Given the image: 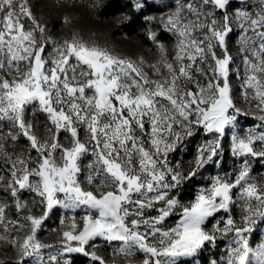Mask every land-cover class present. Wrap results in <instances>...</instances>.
Instances as JSON below:
<instances>
[{"label":"snow or ice","instance_id":"6c2138e0","mask_svg":"<svg viewBox=\"0 0 264 264\" xmlns=\"http://www.w3.org/2000/svg\"><path fill=\"white\" fill-rule=\"evenodd\" d=\"M239 4L176 0L160 18L176 37L175 53L169 58L150 32L160 58L146 70L143 58L76 34L51 41L28 0H0V123L10 125L6 135L0 132L6 166L0 171L8 173L0 183L18 214L9 219L8 204L0 202V241L16 249V264H72V254L107 264L97 241L112 247L114 257L143 254L141 264H189L184 258L225 241L209 264H264V238L251 243L258 231L264 237V175H253L255 162L264 167V0ZM134 7L145 4L135 0ZM234 25L240 30L236 67L228 50ZM233 75L247 111L236 105ZM29 111L45 115L43 138ZM249 115L259 123L242 127L240 118ZM200 133L205 139L191 169L173 167L170 154ZM21 137L27 152H8L7 144ZM226 139L230 172L223 169ZM211 166L223 175L183 200L182 186ZM34 207L42 214L34 215ZM57 209L65 210L60 247L45 253L54 246L38 233Z\"/></svg>","mask_w":264,"mask_h":264},{"label":"rangeland","instance_id":"374dc122","mask_svg":"<svg viewBox=\"0 0 264 264\" xmlns=\"http://www.w3.org/2000/svg\"><path fill=\"white\" fill-rule=\"evenodd\" d=\"M148 3H150L151 7L148 8L144 16L149 17H155L154 20H149V33H154L157 37L159 35L160 31L166 33V40H158L159 43H162L165 48L167 49L169 58H171L175 53V44H176V37L173 36L172 33L167 32L164 27L161 24V16L166 15L168 12H170L174 7L176 0H146ZM133 5L135 4V0H132ZM142 3L143 0H141ZM32 0H28V5L35 16V18L45 26L46 28V35L51 39V41L55 42H62L65 39L71 38L73 34H78V30L75 29L73 26L72 28L70 26H67L66 24H63L61 26H53L48 22L47 19L43 18V13L40 9L34 8L32 4ZM234 7L242 6L239 4V0H232ZM145 8L141 9V11H144ZM138 10V9H137ZM45 16V15H44ZM147 20V19H146ZM233 32L230 33L228 37V50L230 54L236 58V64L233 65V67H236L240 63L239 60V44H238V37L240 30L235 25L233 26ZM160 37V36H159ZM86 39V38H84ZM86 40H93L91 38H87ZM151 40V39H150ZM153 45V49L151 51L144 50V51H136L133 52L131 55L125 54L124 52L120 51L118 47L114 44H108L106 43L103 45V47H107L111 51L133 59V60H139L140 58H143L146 62L145 67L147 70L148 64L156 63L157 60L160 58V54L158 51L157 43L153 42L151 40ZM109 45V46H108ZM48 51H51V45L48 46ZM242 71V70H241ZM231 83L233 87V96L236 102V105L244 110L249 109V105L244 101V99L241 96V88H240V81L235 78V75L231 77ZM27 119L31 120L36 125L37 134L43 138L46 133V117L43 113L36 112L33 114L31 111H29L27 115ZM241 126L242 127H248L253 126L259 121L254 120L251 115L248 117H241ZM10 129L9 126H4V123H0V132L3 134H7V132ZM66 135L64 133L61 134L62 143L67 144V141L63 139V136ZM83 136V133L81 134ZM205 139L203 136V133H200L199 135H196L192 137L189 141L185 143L183 146V149L181 151H178L176 153L170 154V162L173 167H175L177 164L181 166V170L185 173H187L192 165L189 163L194 159L195 156V150L199 143H201ZM259 150V149H257ZM7 151L14 154H19L23 152H27V141L24 138H20L15 144L9 142L7 144ZM33 155L35 153L33 152ZM223 169L224 171L230 172L233 168L234 159L231 157L230 151H229V141L226 139L224 141V156H223ZM6 166L4 165V162L2 159H0V169H4ZM254 172L253 175H264V167H261V163L259 161L254 163ZM220 173L223 175V172H221L220 169L216 168L215 166L207 167L201 171V174L197 176L196 180L182 186V188L179 190L181 198L183 200H189L194 197L198 187L205 186L210 183V179L212 176L216 175L217 173ZM0 175H5L7 177L8 173L6 171H0ZM203 177V178H201ZM23 198L28 201L29 205L31 206L32 197L27 192L23 193ZM0 202L8 204V208L6 209V214L9 219H17L18 214L14 207V201L12 200L11 196L4 191L3 184L0 183ZM65 210L63 209H57L52 213L49 218L44 222V226L42 230L38 233V239L45 244L53 245V249H45V253L48 251H55L57 248L60 247V232L62 230V226L60 224V219L64 215ZM26 214V212L24 213ZM33 214L36 216H39L42 214L40 208L34 207L33 208ZM72 213L69 212L68 216H71ZM82 215V213H79L77 215V219H79V216ZM234 215L236 216L237 220L240 216V211L238 208L234 209ZM218 218V217H217ZM171 220L169 221V224H171ZM215 221H212L214 223ZM209 229L211 228V223L208 225ZM24 232H12L10 233L11 236H23ZM260 235V232L258 231L255 233L252 237L251 243L253 246H255L256 243L259 242L260 239H262ZM98 247L96 249L97 255L103 257L107 264H113V260H115L116 264H141L142 255L141 253H136L132 257L124 258L121 256L114 257L113 256V249L112 247L106 245L102 241H97ZM225 246V241H218L217 248L212 249L208 248L203 251L202 254H199L195 258H184L186 261L189 262V264H209V261L213 258L219 259L221 252L223 251ZM88 251H92L91 248L88 249ZM75 256H78V258H75ZM18 259L17 251L14 247L10 246L5 241H0V263L5 264H16ZM70 259L72 260V264H92V262L89 260V258L84 257L80 254H72L70 256ZM77 261H73V260ZM98 264V262H97Z\"/></svg>","mask_w":264,"mask_h":264},{"label":"trees","instance_id":"16d2710c","mask_svg":"<svg viewBox=\"0 0 264 264\" xmlns=\"http://www.w3.org/2000/svg\"><path fill=\"white\" fill-rule=\"evenodd\" d=\"M32 2L34 8L40 9L43 18L53 26L63 24L71 28L74 26L81 37L91 38L101 46L106 43L114 44L120 51L129 55L135 50L151 51L154 48L149 39V20L144 17L145 11L151 7L146 0H143L144 11L137 10L132 0H32ZM66 17L68 23L64 22ZM165 37L166 33L162 31L157 35L158 40L164 41Z\"/></svg>","mask_w":264,"mask_h":264}]
</instances>
